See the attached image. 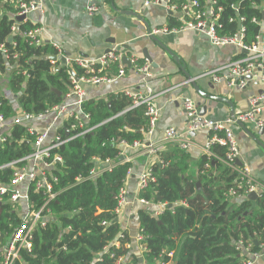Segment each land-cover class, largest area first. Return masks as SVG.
<instances>
[{
    "label": "trees",
    "instance_id": "obj_1",
    "mask_svg": "<svg viewBox=\"0 0 264 264\" xmlns=\"http://www.w3.org/2000/svg\"><path fill=\"white\" fill-rule=\"evenodd\" d=\"M172 1L177 5L182 2ZM216 1L223 6L220 33H234L239 17L243 18L241 24L245 27L244 43H252L264 30V0ZM199 2L200 5L205 4V0ZM230 3H235L236 9L231 8ZM14 11L8 3L0 5V44L9 54H16L15 57H6L0 51V76L7 72V89L15 98L14 106L10 97L0 93V114L10 122L20 110L37 114L62 102L72 87L69 70L72 69L76 76L82 73V69L73 63H52L49 56L54 55L55 50L48 44L29 45L22 34L37 27L30 21H22L18 32L12 35L14 18L9 13ZM253 17L256 22L252 21ZM173 25L170 28L178 27L180 23ZM241 55L243 52L234 58ZM53 89L59 91L60 96ZM128 104L129 99L123 93L109 95L106 99H87L81 104L82 110L90 116V124H100L54 150L62 156L63 163H57L51 169V174L57 179L53 183L57 196L49 202L52 217L44 227L34 232L33 248L29 252L21 251L20 259L14 264H112L114 257L128 254V250L111 246L116 236L123 232L111 211L116 205L119 189L124 186L130 163L117 162L122 147L109 142L112 138L127 143L143 139L147 128L144 106L126 109ZM10 128L6 140L0 144V166L23 157L32 149L34 136L27 133L25 123L11 124ZM57 131L62 137L66 136L63 128ZM225 150V146L212 143V155L199 157L196 176L200 182L199 190L196 181L186 174L190 158L188 152L174 149L157 153L158 162L150 168L154 181L140 190L138 196L173 206L165 207L158 217L150 216L144 210L138 212V229L148 236V262H152L164 247L175 249V264H236L238 254L232 243L238 240L252 241V250H259L264 237V197H258V211L239 218L237 224H233L247 211L249 202L241 201L236 208L228 206L226 195L238 180V173L222 166L220 159L224 157ZM93 157L110 158L117 164L111 172H104L95 179L76 181L77 176L87 175L93 165ZM209 159L217 160V178L208 176L205 169ZM12 172L11 167L0 168V183H7ZM29 196L37 206L43 201L41 194L32 187ZM103 219L108 220L105 226L100 225ZM18 223L19 219L9 211L8 205H2L0 247ZM68 226L70 229L66 230ZM254 239L257 243L253 242ZM127 240L131 243L128 233ZM63 246L65 249H61ZM104 246H108V252L102 255L101 261H95ZM111 254L114 257H110ZM132 264H140L139 259L133 257Z\"/></svg>",
    "mask_w": 264,
    "mask_h": 264
},
{
    "label": "built area",
    "instance_id": "obj_2",
    "mask_svg": "<svg viewBox=\"0 0 264 264\" xmlns=\"http://www.w3.org/2000/svg\"><path fill=\"white\" fill-rule=\"evenodd\" d=\"M13 1L17 9L16 16H28L34 11L42 12L43 9V0ZM101 1L102 0H86V12L89 15L98 13ZM144 4L163 5L166 9L172 11L180 8L187 16V19L180 23L178 27L170 29L166 27L152 29L151 34L153 35L192 30L205 36L213 46L233 45L237 47L239 51L238 54L243 52V55L231 59L222 66L203 71L202 74L198 76L199 78L207 77L213 83L223 82L228 87H238L242 89L252 80L264 85V30L262 33L256 35L252 43H244L243 37L245 27L241 24L243 18L239 17L237 22H240V27L238 28L237 25V30L234 33H220L222 24L219 20L221 18L223 6L218 5L216 0H205V4L203 5H200L199 0H182L180 5H177V3L172 0H144ZM230 7L236 9L235 3H230ZM262 9L264 10V5ZM252 21L256 22V19L253 17ZM14 28L15 26L12 25L11 31L14 30ZM40 30V27H35L30 31L24 32L22 35L28 40L29 45L44 44L39 35ZM48 45L55 50L54 56L58 57L63 55L66 65L73 63L82 69V73L76 76L72 70L74 75L69 76L72 81V87L65 95L62 102L54 104L45 111L37 114L20 110L19 115H16L12 120L13 124H19L26 123L36 118L42 119L47 116L51 119L50 123L42 129L26 126L27 133L34 136L32 149L23 157L7 164L9 166H14L12 176L7 183H0V201L9 200L15 202L23 198L26 203H29V191L31 187L36 193H40L43 198V201L38 206L34 203H30L25 216L19 221L17 226L13 227L5 243L0 247V264H14L20 259L21 251L25 250L29 252L33 248L34 232L38 228L44 227L48 219L52 217L49 202L57 196V191L53 190V183L57 179L51 174V169H54L57 163H63L62 156L54 152V150L58 149L69 140L92 131L100 124H90L89 114L82 110L81 104L87 100L83 85L108 84L125 73L126 66L122 63L123 52H121L119 47L113 46L108 52L94 59L80 56L69 59L64 55L61 47L57 43L49 42ZM0 51L4 53L6 57L16 56L15 53L9 54L3 44H0ZM128 59L130 68L138 75V79H140L146 89L143 92L125 89L121 93L129 99V104L126 109L144 106L143 114L147 119V128L144 134L151 135L158 121L159 107L154 104L155 95L146 84L147 79L151 76L150 63L147 59L139 62L134 56ZM50 61L52 63L56 62L53 60ZM112 66L117 67L114 74L110 71ZM22 73L27 76L24 71ZM179 100L187 119L186 132H207L206 141L202 147H200L201 151L206 154L207 157H210L212 155L210 152V145L212 143L225 146L226 150L224 157L220 159V162L223 166L229 167L238 173V180L227 192V196H246L248 193L254 192L257 194V197H264V183L253 177L247 164H237L240 152L231 130V126L235 123H248L252 125L254 129L264 127V95L258 94L250 97L249 108L247 110L232 114L222 121L212 120L200 115L198 106L189 96H181ZM65 121L68 122V125L65 124ZM3 125H5V119L3 115L0 114V127ZM55 125H58V128H63V130L68 131L65 137H62L57 131L58 128L54 130V133H51V131H53L52 127ZM71 131H73V133H71ZM5 136L0 135L1 143L6 140ZM109 142L118 143L124 147L141 148L147 154L154 155V163L158 162L157 145L159 144L157 143L143 140L127 143L125 140L117 141L113 138L110 139ZM161 143L164 145L172 144L185 151L196 145L192 139L184 136L182 133H178L173 127H169L164 131ZM91 162L93 165L88 170L87 175L85 177L77 176L76 181L95 179L104 172H111L117 164L110 158L102 160L93 157ZM130 174L131 170L128 168L123 184H125ZM150 181H154L150 168L141 171L137 178L138 192L147 187ZM20 183H25L23 190L18 188ZM115 199L116 205L111 211V214L114 217V221L118 222L122 209L132 201V199L130 200L127 197L124 186L119 189ZM135 199L144 205L150 202L147 199L140 198L138 195H136ZM165 207L166 203H162V210L160 213L163 212ZM99 211L100 210L97 209V212ZM107 224L108 220L106 219H103L100 223L102 226ZM69 229L70 226L66 227V230ZM147 238L148 236L143 233L141 229H138L133 238L137 253H131L133 250L132 239L130 238V243L127 240V231L123 229V232L116 236L115 240L111 242V246L117 249L123 248L128 250V254L117 257L111 254L110 257L115 258L112 264H132L133 257L141 259L139 261L140 264H166L172 260L174 261L175 249L164 247L159 254L153 258L152 262H148L146 259V255L148 254L146 244ZM259 244V250L254 251L252 250V241L238 240L236 248L241 252H246V254H249L251 257L238 264H252L255 259L264 255V237ZM61 249H65V247L63 246ZM107 252L108 246H104L101 253L96 255L95 261H101L102 255Z\"/></svg>",
    "mask_w": 264,
    "mask_h": 264
},
{
    "label": "crops",
    "instance_id": "obj_3",
    "mask_svg": "<svg viewBox=\"0 0 264 264\" xmlns=\"http://www.w3.org/2000/svg\"><path fill=\"white\" fill-rule=\"evenodd\" d=\"M5 3L15 9L14 12L9 13L14 18L15 28L11 31L12 35L18 32L22 21L28 20L41 28L39 35L44 43H57L64 55L69 59L77 56L94 59L103 54L106 49L116 46L128 58L134 56L138 60H144L146 56L143 51L146 49L148 56L152 59L149 62L151 76L147 79L146 84L155 95L154 104L159 107V117L152 134H144L142 140L159 144L157 145L158 152L174 149L185 151L172 144L164 145L161 143L164 131L169 127L175 128L178 133H182L192 139L196 145L185 151L190 155L186 174L195 181H197L198 160L204 154L200 147L206 141L207 132L198 131L194 135L186 132L187 119L179 97L184 95L191 97L198 106L199 111L200 107H205L202 110V116L222 121L232 114L247 110L250 97L258 94L264 95V85L255 80H252L242 89L228 87L223 82L213 83L207 77H198L203 71L222 66L233 59L238 55L237 47L233 45L213 46L205 36L192 30L155 35L179 57V61L184 65V70L192 76L199 90L203 93L214 95L219 99L204 98L196 91L179 68V64L147 36V29L151 31L154 28L162 27L170 29V27L175 26L173 24L182 23L187 19V16L180 9L172 11L166 9L163 5H145L144 0H102L99 12L89 15L85 10L86 0H43L42 12L34 11L26 19L16 21L17 9L14 1L0 0V5ZM11 39L10 36L9 40ZM59 63L63 65L60 61ZM116 69V66H112L111 73L114 74ZM7 77V72L0 76V93L3 96L10 97L12 105L15 106V98L7 89ZM83 88L86 98L94 100L106 99L109 95L119 94L125 89L141 92L146 89L144 84L138 79V75L128 67L125 68V73L122 76L115 78L111 83L83 85ZM229 102L234 109L232 113ZM19 113L15 114V116L19 115ZM50 120L49 116L42 119L36 118L26 122L25 125L42 129L50 123ZM10 121H5V125L0 127V135H6L5 137H7L11 130V124H13ZM57 128L58 125L53 126L51 133H54ZM231 130L239 147L238 164H247L253 177L264 183V148L259 144V142L264 144V134L257 135V129H254L248 123H242V125L235 123L231 126ZM248 132L253 133L258 141L251 137ZM121 147L120 157L122 159L120 160L119 157L117 162L130 163L131 174L127 177L124 188L127 197L130 200L132 199V201L122 209L118 223L132 239L133 250L131 253L135 254L137 251L133 238L138 230L139 210L149 212L150 216L158 217L161 214L162 203L151 200L149 204L144 205L135 199L136 195L139 194L137 189L138 175L144 169L151 168L155 160L154 155L147 154L141 148ZM111 160L117 163L115 160ZM216 161L211 162V159H209L205 167L208 170H206L208 176H213V178H217L219 173ZM7 164L0 166V168H14V166ZM24 186L25 183H20L18 188L23 190ZM197 189L199 190L200 186ZM226 198L229 199L228 206L230 207H235L241 201L249 202L247 211L233 221L234 225L237 224L239 218L252 214L256 210L258 211V197L252 200L247 196L235 197L226 195ZM30 203L32 204L34 201L29 196V203H26L23 198L15 202L2 200L0 201V207L4 204L8 205L9 211L20 221L25 216ZM243 221L241 220V222ZM232 244L238 254L236 264L251 258L249 254L236 248L237 241ZM166 264H175V260ZM252 264H264V255L259 256Z\"/></svg>",
    "mask_w": 264,
    "mask_h": 264
},
{
    "label": "water",
    "instance_id": "obj_4",
    "mask_svg": "<svg viewBox=\"0 0 264 264\" xmlns=\"http://www.w3.org/2000/svg\"><path fill=\"white\" fill-rule=\"evenodd\" d=\"M140 20H141V18L139 17V16H137ZM27 18V16H25V15H19V16H16L15 17V20L16 21H21V20H24V19H26ZM262 19L264 20V10L262 11ZM237 25H238V28L240 27V22L238 21L237 22ZM147 36L149 37V39L151 40V41H153V43H155L159 48H161L162 50H164V52L167 54V55H169L170 57H172L173 59H174V61L177 63V64H179V68L182 70V72L184 73V75H185V77L190 81V83L192 84V86L196 89V91L202 96V97H204V98H208V99H219L218 97H216V96H214V95H210V94H206V93H203L202 91H200L199 90V88H198V86H197V84L195 83V81H194V79H192V76L187 72V71H185L184 70V65H183V63H181L180 61H179V57L177 56V55H175L161 40H159L155 35H153V34H151V30L150 29H147ZM123 47H125V45H123ZM109 51V48L108 49H106L105 51H104V53H106V52H108ZM144 54H145V59H147L149 62H151L152 61V59L148 56V53H147V50L146 49H144ZM49 59L50 60H53V61H57V60H59L61 63H65V57L63 56V55H61V56H59L58 57V59H57V57L56 56H49ZM122 63L126 66V67H128V68H130V63H129V59H128V57L126 56V55H123L122 56ZM69 73H70V75H74V73H73V71H72V69L71 70H69ZM54 90V89H53ZM56 93H57V95H59L60 96V92L59 91H57V90H54ZM63 99H64V97H63ZM229 104H230V111H231V113L233 112V106L231 105V103L229 102ZM204 106H202V107H200V111H199V114L200 115H202V110H204ZM240 125H242V123H239ZM257 131V135H262V134H264V127L263 128H259V129H257L256 130ZM65 133L67 134L68 133V131L67 130H65ZM190 135H194L195 133L194 132H190L189 133ZM248 134L251 136V137H253V138H255L256 139V137L254 136V134L253 133H251V132H248ZM257 140V139H256ZM258 141V140H257ZM259 144H261L262 146H263V148H264V144L262 143V142H259ZM122 159V157H120V160ZM211 162H214L213 160L211 161ZM237 164H238V161H237ZM196 185H197V187L199 188V186H200V182L199 181H196ZM249 199H255L256 197H257V194L256 193H254V192H251V193H248L247 195H246ZM173 206V204H170V203H168L167 204V208H171ZM254 243H257V241L254 239V241H253ZM141 259H139V261H140Z\"/></svg>",
    "mask_w": 264,
    "mask_h": 264
},
{
    "label": "rangeland",
    "instance_id": "obj_5",
    "mask_svg": "<svg viewBox=\"0 0 264 264\" xmlns=\"http://www.w3.org/2000/svg\"><path fill=\"white\" fill-rule=\"evenodd\" d=\"M8 236H9V235H6V237H5V238H8Z\"/></svg>",
    "mask_w": 264,
    "mask_h": 264
}]
</instances>
